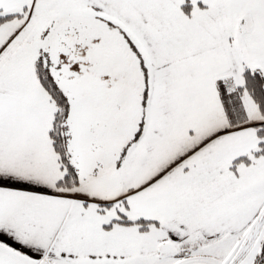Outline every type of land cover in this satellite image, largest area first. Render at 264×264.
Instances as JSON below:
<instances>
[{"label":"snow or ice","instance_id":"1","mask_svg":"<svg viewBox=\"0 0 264 264\" xmlns=\"http://www.w3.org/2000/svg\"><path fill=\"white\" fill-rule=\"evenodd\" d=\"M0 264H264V0H0Z\"/></svg>","mask_w":264,"mask_h":264}]
</instances>
